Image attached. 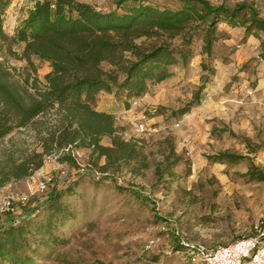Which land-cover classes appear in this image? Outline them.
<instances>
[{"label": "rangeland", "instance_id": "rangeland-1", "mask_svg": "<svg viewBox=\"0 0 264 264\" xmlns=\"http://www.w3.org/2000/svg\"><path fill=\"white\" fill-rule=\"evenodd\" d=\"M37 1L11 0L3 18L7 36H14ZM79 1L104 12L113 10L116 2ZM137 1L177 7L175 0ZM207 1L228 7L251 4L264 18V0ZM135 3L128 0L124 7ZM217 29L220 38L211 56L202 55L195 45L186 66L171 67V78L149 85L141 97L129 100L128 108L124 96L115 89L97 97L96 110L114 116L121 138L141 143L148 169L134 174L124 166L113 175L102 174L91 164L88 150L73 148L76 161L44 162L31 177L0 188L1 211L10 193L28 194L34 182L52 178L44 193L32 190L26 206L14 205L10 213L23 218L24 210L42 202L52 187L62 192L71 187L72 194L64 193L60 199L70 218L57 230L67 243L43 250L48 256L39 264H181L172 255L176 238L222 246L250 237L256 226L264 225V182L246 176L251 167L264 174V58L260 57V40L245 37L242 28L224 23ZM20 47H13V51L18 53ZM4 55L0 52V60H5L14 69L15 80L21 81L26 76L25 63ZM34 65L40 80L51 70L48 62L34 60ZM196 94L200 101L180 113ZM35 142L30 129L18 130L2 141L1 151L17 157L20 150L38 149ZM101 143L109 145L107 139ZM217 153L244 158L235 162L207 158ZM0 154L1 161L4 153ZM167 157L169 162L174 157L180 161L172 167V175L163 173L157 178L155 168L163 169ZM104 163V158L98 160L99 166ZM104 175L112 176L107 179ZM43 213V207L36 212L39 217ZM4 215L0 212V222Z\"/></svg>", "mask_w": 264, "mask_h": 264}, {"label": "trees", "instance_id": "trees-1", "mask_svg": "<svg viewBox=\"0 0 264 264\" xmlns=\"http://www.w3.org/2000/svg\"><path fill=\"white\" fill-rule=\"evenodd\" d=\"M127 1L116 0L115 8L104 12L79 0H38L14 36H7L3 18L11 0H0V52L24 62L26 73L16 81L14 69L0 60V153H4L0 188L31 177L44 165L46 156L69 146L88 150L91 164L102 174L113 175L124 166L134 174L148 169L141 143L121 138L114 116L96 110L97 97L115 89L128 108L129 100L141 97L149 85L171 78V67L186 66L195 45L202 55L211 56L221 23L242 28L245 37L260 40V57L264 58V18L251 4L228 7L207 0H175L177 7L171 9L136 0L135 6L125 8ZM17 46H21L18 53L13 51ZM34 60L50 65L42 80ZM199 101L196 94L180 113ZM25 129L32 131L38 149L20 150L17 157L1 151L5 138ZM103 139L109 145H103ZM100 158L105 161L102 166L98 165ZM207 158L235 162L244 157L217 153ZM68 159L63 155L59 161ZM166 160L163 169L156 166L157 178L163 173L172 175L180 158ZM246 176L264 182V174L256 168L251 167ZM64 193L72 194L71 187L65 192L52 187L42 202L24 210L23 218L4 213L0 264H39L48 256L43 250L67 243L57 234L70 218L67 206L60 202ZM42 207L44 213L39 217L36 212ZM179 249L176 238L172 255Z\"/></svg>", "mask_w": 264, "mask_h": 264}, {"label": "built area", "instance_id": "built-area-1", "mask_svg": "<svg viewBox=\"0 0 264 264\" xmlns=\"http://www.w3.org/2000/svg\"><path fill=\"white\" fill-rule=\"evenodd\" d=\"M63 155L76 161V154L70 146L46 156L44 161L56 162ZM61 174L64 172L62 171ZM51 181L52 178L46 177L34 182L33 186L28 187V194L10 193L4 198V205L0 212H12L15 204L25 206L29 202V196L33 194L32 190L35 193H44ZM179 247L180 249L173 255L179 258L181 264H264V225L256 226L252 236L227 245L208 247L201 243L179 240Z\"/></svg>", "mask_w": 264, "mask_h": 264}, {"label": "crops", "instance_id": "crops-1", "mask_svg": "<svg viewBox=\"0 0 264 264\" xmlns=\"http://www.w3.org/2000/svg\"><path fill=\"white\" fill-rule=\"evenodd\" d=\"M104 112H106V111H104ZM107 113H109V112H107Z\"/></svg>", "mask_w": 264, "mask_h": 264}]
</instances>
